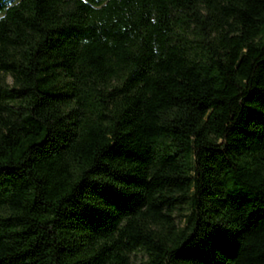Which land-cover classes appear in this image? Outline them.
I'll list each match as a JSON object with an SVG mask.
<instances>
[{"label":"trees","instance_id":"trees-1","mask_svg":"<svg viewBox=\"0 0 264 264\" xmlns=\"http://www.w3.org/2000/svg\"><path fill=\"white\" fill-rule=\"evenodd\" d=\"M0 264H264V0H0Z\"/></svg>","mask_w":264,"mask_h":264},{"label":"rangeland","instance_id":"rangeland-1","mask_svg":"<svg viewBox=\"0 0 264 264\" xmlns=\"http://www.w3.org/2000/svg\"><path fill=\"white\" fill-rule=\"evenodd\" d=\"M134 260H136L137 262H139L141 260V255H138L137 257H134Z\"/></svg>","mask_w":264,"mask_h":264}]
</instances>
